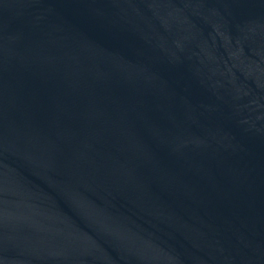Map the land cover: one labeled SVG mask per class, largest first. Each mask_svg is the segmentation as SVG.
I'll use <instances>...</instances> for the list:
<instances>
[{"label":"water","instance_id":"obj_1","mask_svg":"<svg viewBox=\"0 0 264 264\" xmlns=\"http://www.w3.org/2000/svg\"><path fill=\"white\" fill-rule=\"evenodd\" d=\"M0 264H264V0H0Z\"/></svg>","mask_w":264,"mask_h":264}]
</instances>
